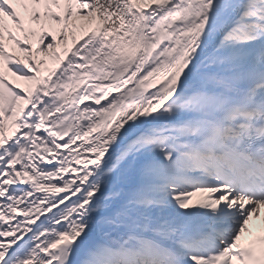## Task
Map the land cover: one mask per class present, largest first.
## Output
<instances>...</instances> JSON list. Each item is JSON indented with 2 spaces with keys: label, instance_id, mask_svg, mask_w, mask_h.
<instances>
[{
  "label": "snow or ice",
  "instance_id": "obj_1",
  "mask_svg": "<svg viewBox=\"0 0 264 264\" xmlns=\"http://www.w3.org/2000/svg\"><path fill=\"white\" fill-rule=\"evenodd\" d=\"M0 264H264V0H0Z\"/></svg>",
  "mask_w": 264,
  "mask_h": 264
}]
</instances>
